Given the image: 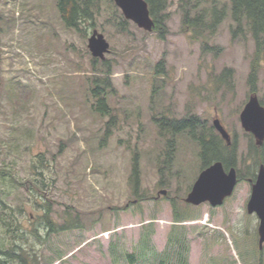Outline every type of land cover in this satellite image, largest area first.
<instances>
[{"label":"rangeland","instance_id":"374dc122","mask_svg":"<svg viewBox=\"0 0 264 264\" xmlns=\"http://www.w3.org/2000/svg\"><path fill=\"white\" fill-rule=\"evenodd\" d=\"M215 3L228 17L215 35L195 39L183 24L181 0H169L162 40L130 21L122 30L123 14L107 0L84 32L65 28L55 0H0V171L7 178L0 182V212L13 217L27 238L19 244L41 263L257 264L264 257L259 219L247 213L253 181L239 182L220 207L187 208L184 199L201 172L199 146L179 135L168 160L172 138L160 136L153 121L161 113L175 119L190 113L209 125L219 119L236 141V170L251 163L239 117L250 95L264 105V61L252 88L254 41L248 32L233 36L230 0H203L209 14ZM95 30L110 44L97 66L107 62L111 69L112 122L92 109L88 39ZM203 41L214 50L204 51ZM160 62L166 74L159 78ZM224 69L232 76L217 81ZM97 75L104 78L103 70ZM136 154L141 201L130 183ZM174 210L193 219L176 223ZM74 218L79 228L58 231ZM48 220L57 230L49 237ZM0 239L3 250L15 245L2 228Z\"/></svg>","mask_w":264,"mask_h":264},{"label":"trees","instance_id":"16d2710c","mask_svg":"<svg viewBox=\"0 0 264 264\" xmlns=\"http://www.w3.org/2000/svg\"><path fill=\"white\" fill-rule=\"evenodd\" d=\"M56 7L62 23L68 30L77 32L86 31V28L94 27L96 24V17L101 15L103 9V3L106 0H55ZM109 1L117 12L120 10L113 0ZM148 3L150 14L155 22L153 32L157 34L159 39L166 40L169 33L168 20L169 13L167 9L169 7V0H145ZM181 6L183 8V24L186 28H191L193 37L195 39H203L207 36L212 37L215 35L220 24L228 17V12L225 5L219 7L216 3L211 9V14L208 13L206 7L203 6V0H181ZM118 9V10H117ZM230 20L233 23L232 32L233 36L240 33L248 32L255 44V60L252 65V72L250 74V84L254 88V82L256 77V67L259 61H264V0H230ZM194 12L195 16L192 15ZM118 13V12H117ZM118 26L125 29L124 25L130 24L122 15L118 13ZM85 27V28H84ZM83 31V32H84ZM204 32H209L205 34ZM204 42L203 49L214 50L213 47L208 46V42ZM93 72L95 76L92 78L91 95L93 98L92 109L101 114L104 117H110L112 122L114 115L112 114L111 108L108 103L107 95L113 91V85L111 81V69L106 63H101L104 69L99 66V59H92ZM103 70L104 78L97 75L98 72ZM166 74L165 65L163 62L157 64L155 68V77H163ZM232 76V70L224 69L223 72L216 77L217 81L222 82L224 79H229ZM154 86V85H153ZM154 92L156 91L155 86ZM253 91H255L253 89ZM263 105V103L261 102ZM153 121L158 127L160 136L167 137L171 136V140L167 143V155L168 160L172 158V152H174L173 143L175 138L179 135L188 136L193 142L197 143L200 149L199 157L201 161L200 171L209 167L211 164L217 161H221L225 168L228 170L232 167H236L237 156H236V141H233L230 146L227 145L225 140L222 138L220 133L215 129L214 125H209L207 121L202 120L194 114H187L181 119H175L167 117L163 113L157 117L153 115ZM250 137V162L245 168L241 167L237 169L239 182L248 180L255 181L257 177V171L260 164H264V143L262 146H257L254 142V138L251 134ZM138 154L133 157L132 160V172L130 177V183L133 186V191L138 201L145 200L143 195H139L140 190V168L138 161ZM166 160L164 168L160 169L162 174L163 169L168 162ZM7 178L4 169L0 171V182L5 184ZM191 187L188 189V192ZM2 201V200H1ZM193 207L187 204V208ZM175 216L174 221L181 223L184 221L192 220L190 216L179 215L177 210H174ZM48 223V237L55 233L57 230L52 225L50 220ZM79 218H74L71 222H66L60 230L65 231L69 229H77L80 224ZM67 223H70L68 225ZM178 226L176 225L175 228ZM0 228L6 231L7 234L12 236L14 246L8 249L6 254V260L0 258V264H43L41 258L32 252H27L23 245L19 242H27V238H24L25 234L20 230L19 226L16 225L15 220L10 216L6 219L0 216ZM43 237V236H42ZM1 242V239H0ZM2 245L0 243V254H2ZM262 251V250H260ZM128 259L131 263H135V256L129 255ZM182 264H187V259H184ZM257 264H264V257H261Z\"/></svg>","mask_w":264,"mask_h":264},{"label":"water","instance_id":"95a60500","mask_svg":"<svg viewBox=\"0 0 264 264\" xmlns=\"http://www.w3.org/2000/svg\"><path fill=\"white\" fill-rule=\"evenodd\" d=\"M126 20L135 24L139 29L153 32L155 22L150 14L148 3L145 0H113ZM88 49L95 59L105 60L110 52V44L105 36L97 30L93 31L88 39ZM240 123L243 130L254 137L255 144L264 143V105L257 95L249 96L242 112ZM213 125L220 133L228 146L232 144L230 133L219 119ZM239 184L238 173L235 167L226 169L221 161L214 162L202 170L191 190L184 199L185 203L193 207L209 204L213 208L224 205L231 198ZM160 194L166 195V191ZM247 213L256 215L259 219L258 245L264 249V164H260L256 180L252 183L251 197L247 204Z\"/></svg>","mask_w":264,"mask_h":264},{"label":"flooded vegetation","instance_id":"af4514ba","mask_svg":"<svg viewBox=\"0 0 264 264\" xmlns=\"http://www.w3.org/2000/svg\"><path fill=\"white\" fill-rule=\"evenodd\" d=\"M2 63H3V61L0 59V96L2 95V87H3V78H2V76H1V67H2ZM2 202V201H1ZM7 215V212L5 211V212H0V216H3L4 218H7L8 216H6ZM11 216V215H10ZM12 217V216H11ZM13 218V217H12ZM2 250H3V248H2ZM1 250V251H2ZM7 251L8 250H3L2 252V254H0V258H2V259H4V260H6V254H7Z\"/></svg>","mask_w":264,"mask_h":264}]
</instances>
